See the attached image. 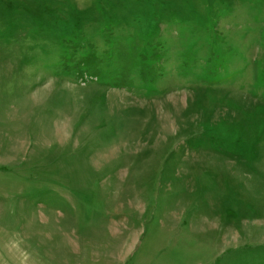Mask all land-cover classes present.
Wrapping results in <instances>:
<instances>
[{"label":"rangeland","instance_id":"374dc122","mask_svg":"<svg viewBox=\"0 0 264 264\" xmlns=\"http://www.w3.org/2000/svg\"><path fill=\"white\" fill-rule=\"evenodd\" d=\"M0 264H264V0H0Z\"/></svg>","mask_w":264,"mask_h":264}]
</instances>
